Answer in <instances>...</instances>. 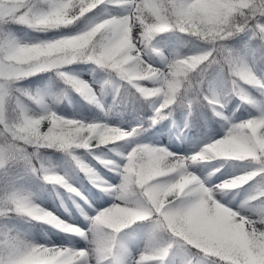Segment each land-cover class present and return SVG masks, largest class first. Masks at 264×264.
<instances>
[{
    "label": "clouds",
    "instance_id": "obj_1",
    "mask_svg": "<svg viewBox=\"0 0 264 264\" xmlns=\"http://www.w3.org/2000/svg\"><path fill=\"white\" fill-rule=\"evenodd\" d=\"M0 264H264V0H0Z\"/></svg>",
    "mask_w": 264,
    "mask_h": 264
},
{
    "label": "rangeland",
    "instance_id": "obj_2",
    "mask_svg": "<svg viewBox=\"0 0 264 264\" xmlns=\"http://www.w3.org/2000/svg\"><path fill=\"white\" fill-rule=\"evenodd\" d=\"M21 33V32H19ZM169 43H171V41L169 40ZM77 71L81 72L84 75L85 79H91L92 76L88 71V66L87 67H75ZM48 77L46 76L41 82H39L38 84H44L45 81H47ZM26 84H28L27 82H25ZM35 84L34 86L38 85ZM111 98H109L110 100ZM69 102L65 101L61 106L59 111L64 114V115H68V116H72V115H79V116H83L84 118L87 119H93L95 117H97L99 115L98 111L94 108L89 107L87 104H85L84 101H82L78 96L73 95L72 96V100H71V106H69ZM241 115H243V113H241ZM138 116H141L139 114L133 115V116H126L123 114V117L126 121L129 122H133ZM202 116L204 117L205 121H206V125L209 126L212 130H217V125L216 122L211 118V115L208 112H204L202 114ZM196 132H192V135L195 136ZM146 139H151L153 142L155 143H163V144H170L173 147V150L176 151H184V146L177 144L172 138L171 135L168 131V124L165 123L164 125L160 126L157 130H153L152 133L149 134L148 137H146ZM50 156L53 157V159L59 161L61 159L60 154H48ZM84 190L87 191L88 189H90V186L86 184V182L84 183L83 186ZM90 196L93 200V202L95 203L96 207H106L107 204L109 203V201L107 199H100L97 196V193L95 192V190H91L90 192ZM45 200L47 202V206L49 208L53 207V200L50 199L47 194L45 195ZM77 222H80L79 220H77ZM35 234L38 238H40L41 233L40 230L37 228L35 230ZM54 239H56L58 242L63 240L64 237L61 236H56L54 235ZM78 246H83L82 243H79Z\"/></svg>",
    "mask_w": 264,
    "mask_h": 264
},
{
    "label": "trees",
    "instance_id": "obj_3",
    "mask_svg": "<svg viewBox=\"0 0 264 264\" xmlns=\"http://www.w3.org/2000/svg\"><path fill=\"white\" fill-rule=\"evenodd\" d=\"M16 30L20 31L22 30L23 28L22 27H19V26H13ZM234 43H236L237 45H239L240 43H242L241 40H238V41H235ZM79 66V65H77ZM44 74L42 75H39L37 77H34V78H31L29 79V81H32V82H37L38 80H40L42 77H43ZM28 84H32L30 82H28ZM135 112H140L142 114L146 113L144 111H142L141 109L139 108H136L135 110H132V109H129L127 112H125L126 114H133ZM193 125H194V129L195 130H198V129H201L204 127V121L202 119V116H199L197 117L194 121H193Z\"/></svg>",
    "mask_w": 264,
    "mask_h": 264
}]
</instances>
